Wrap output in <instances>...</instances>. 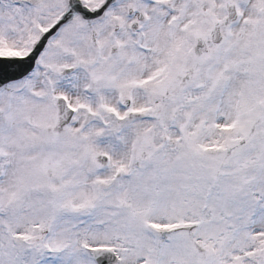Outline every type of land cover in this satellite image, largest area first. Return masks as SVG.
I'll list each match as a JSON object with an SVG mask.
<instances>
[{
	"label": "snow or ice",
	"instance_id": "1",
	"mask_svg": "<svg viewBox=\"0 0 264 264\" xmlns=\"http://www.w3.org/2000/svg\"><path fill=\"white\" fill-rule=\"evenodd\" d=\"M0 264H264V0H0Z\"/></svg>",
	"mask_w": 264,
	"mask_h": 264
}]
</instances>
